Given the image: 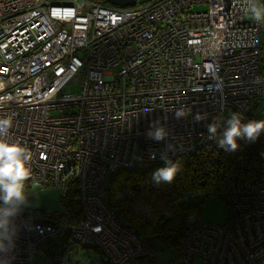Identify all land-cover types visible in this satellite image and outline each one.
<instances>
[{"label":"built area","instance_id":"1","mask_svg":"<svg viewBox=\"0 0 264 264\" xmlns=\"http://www.w3.org/2000/svg\"><path fill=\"white\" fill-rule=\"evenodd\" d=\"M264 0H0V118L9 141L32 153L31 187L75 179L82 217L18 209L0 264H264V165L252 179L219 174L225 225L185 216L172 255L148 250L102 200L120 170L144 172L179 156L209 154L232 114L264 119ZM204 4L205 10L190 8ZM78 84L74 93L61 92ZM182 110L184 115L175 113ZM200 120L196 119L197 115ZM163 130L162 140L149 133ZM188 195L182 196L187 202ZM0 202V207H2ZM84 251V253H81ZM86 255V256H85Z\"/></svg>","mask_w":264,"mask_h":264},{"label":"trees","instance_id":"2","mask_svg":"<svg viewBox=\"0 0 264 264\" xmlns=\"http://www.w3.org/2000/svg\"><path fill=\"white\" fill-rule=\"evenodd\" d=\"M251 120L262 118L254 114ZM226 127L227 121L215 133L214 149L209 154L179 156L142 173L120 170L112 176L102 200L115 212L120 224L135 229L148 250L171 251L183 235L186 214L195 213L199 217L200 203L183 202L182 196L190 193L222 196L220 172L235 180L249 181L255 168L264 165V132L255 142L238 139L237 150L227 151L219 146ZM170 165L177 167L173 181L158 183L154 173ZM77 188L75 179L66 182V193L60 200L64 211L60 219L72 222L82 217Z\"/></svg>","mask_w":264,"mask_h":264},{"label":"clouds","instance_id":"3","mask_svg":"<svg viewBox=\"0 0 264 264\" xmlns=\"http://www.w3.org/2000/svg\"><path fill=\"white\" fill-rule=\"evenodd\" d=\"M246 10L257 22H264V6L256 2L247 5ZM264 77H256L255 82L259 83ZM7 97H0V103H3ZM175 115L179 118L184 115L182 110L177 111ZM197 120L201 119L198 114ZM13 122L10 118H0V248L6 247L3 244L4 239L9 238L8 225L9 218L19 209V206L25 202V182L29 180L32 174L30 162L32 159L31 151L19 141H9L7 138L11 135L10 130ZM208 131L215 135L217 129L214 125H209ZM264 132V119L250 120L242 123L240 114L234 113L227 121V127L224 129L222 138L219 140V146L227 151H235L238 148V139H246L249 142H255ZM156 140H162L163 130H156L149 133ZM177 173L176 165L162 167L154 173V179L159 183L172 182Z\"/></svg>","mask_w":264,"mask_h":264},{"label":"rangeland","instance_id":"4","mask_svg":"<svg viewBox=\"0 0 264 264\" xmlns=\"http://www.w3.org/2000/svg\"><path fill=\"white\" fill-rule=\"evenodd\" d=\"M143 2L147 0H137ZM205 10L204 4H197L190 8L192 11ZM79 90L78 84H66L62 91L63 93H74ZM256 109L264 108V100H259ZM25 199V202L19 206L20 209L25 211L40 210L42 212H61L63 211L60 202L62 192L58 187L38 188L31 187ZM188 203L191 205H198L200 203L201 211L199 218L207 223L225 225L229 218V208L227 202L220 195H203L202 193H190L188 195ZM164 256L159 257V262L162 263L164 258L170 257L172 251H163ZM84 253V251H81ZM91 260L80 257V264H104L100 261L96 251H88ZM86 256V255H85ZM35 264H54L52 260H48L40 255L35 258ZM106 264V263H105Z\"/></svg>","mask_w":264,"mask_h":264},{"label":"water","instance_id":"5","mask_svg":"<svg viewBox=\"0 0 264 264\" xmlns=\"http://www.w3.org/2000/svg\"><path fill=\"white\" fill-rule=\"evenodd\" d=\"M111 4L119 5V6H126L132 5L134 0H108ZM224 4L227 6L229 0H223Z\"/></svg>","mask_w":264,"mask_h":264}]
</instances>
